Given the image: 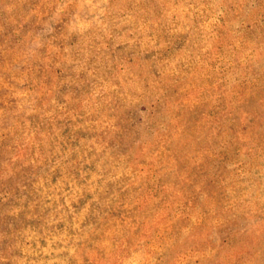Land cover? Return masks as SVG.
Returning a JSON list of instances; mask_svg holds the SVG:
<instances>
[{"label":"clouds","instance_id":"1","mask_svg":"<svg viewBox=\"0 0 264 264\" xmlns=\"http://www.w3.org/2000/svg\"><path fill=\"white\" fill-rule=\"evenodd\" d=\"M33 15L46 31L23 37L0 175L59 178L35 185L48 228L18 233L0 264H162L189 236L153 226L144 184L161 170L206 197L201 264H264V0H39ZM218 96L225 120L198 126L188 104ZM112 208L125 219L101 224Z\"/></svg>","mask_w":264,"mask_h":264},{"label":"rangeland","instance_id":"2","mask_svg":"<svg viewBox=\"0 0 264 264\" xmlns=\"http://www.w3.org/2000/svg\"><path fill=\"white\" fill-rule=\"evenodd\" d=\"M38 2L39 0H0V110H2L0 128L5 130L6 137L0 145V164L6 159L5 147L10 142L6 130L12 125L13 117L17 115V105L21 103L20 96L23 94L19 91L27 86L19 83L21 75H27L29 70L20 52L24 47L23 37L29 32L35 35L46 31L40 18L29 16ZM44 20L48 18L45 17ZM48 23L57 31L61 30V25L51 20ZM35 67L33 64V68ZM55 71L60 74L58 69ZM187 109L198 126L206 120L219 123L226 118L228 102L223 96H218L214 100L204 97L189 103ZM20 115L22 116V113ZM36 122L34 119V123ZM17 167L18 170L11 176L5 178L0 175V254L5 256L10 255L8 249L18 233L27 228L38 232L48 228L47 221L51 209L44 208L41 211L43 208L41 201L44 197L42 190L37 191L35 185L40 178L51 184H56L59 178V170L50 173L46 167L33 168L30 165ZM3 171L0 168V173ZM168 179L166 171L161 170L153 173L144 184V194L150 201L148 208L152 210L150 216L154 222L153 226L168 233L187 231L189 238L182 245L170 249L165 254L162 264H173V261L175 264H201L202 253L206 250L202 237L207 230L201 199L206 200V197H194L191 193L179 192L175 185L165 182ZM208 184L212 186L211 181ZM32 204H35V207H30ZM82 219L87 218L82 216ZM96 219L95 216L89 217L82 227L89 222L95 223ZM124 219L122 212L112 208L105 210L100 222L103 224L106 220L108 223L119 224ZM57 223H59L57 227L62 229L63 222L57 219ZM219 235L222 237V246L230 245L235 235V224L229 223L222 227ZM85 264H88L87 258Z\"/></svg>","mask_w":264,"mask_h":264}]
</instances>
